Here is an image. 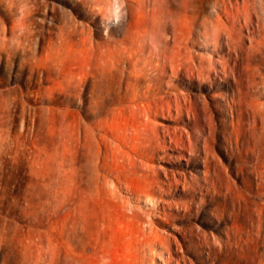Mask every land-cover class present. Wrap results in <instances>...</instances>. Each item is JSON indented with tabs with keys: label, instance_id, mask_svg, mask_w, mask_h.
<instances>
[{
	"label": "rangeland",
	"instance_id": "obj_1",
	"mask_svg": "<svg viewBox=\"0 0 264 264\" xmlns=\"http://www.w3.org/2000/svg\"><path fill=\"white\" fill-rule=\"evenodd\" d=\"M0 264H264V0H0Z\"/></svg>",
	"mask_w": 264,
	"mask_h": 264
}]
</instances>
